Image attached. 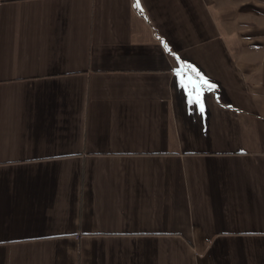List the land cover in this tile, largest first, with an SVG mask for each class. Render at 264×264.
<instances>
[{
  "label": "crops",
  "instance_id": "1",
  "mask_svg": "<svg viewBox=\"0 0 264 264\" xmlns=\"http://www.w3.org/2000/svg\"><path fill=\"white\" fill-rule=\"evenodd\" d=\"M0 264H264V0H0Z\"/></svg>",
  "mask_w": 264,
  "mask_h": 264
},
{
  "label": "snow or ice",
  "instance_id": "2",
  "mask_svg": "<svg viewBox=\"0 0 264 264\" xmlns=\"http://www.w3.org/2000/svg\"><path fill=\"white\" fill-rule=\"evenodd\" d=\"M137 7H139V4H137ZM189 102L192 103L194 101L190 100ZM195 102L200 103L201 104V110H203L202 102L198 98L195 100Z\"/></svg>",
  "mask_w": 264,
  "mask_h": 264
}]
</instances>
